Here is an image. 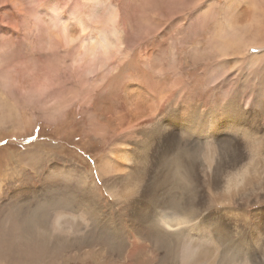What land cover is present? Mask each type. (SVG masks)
Listing matches in <instances>:
<instances>
[{
  "label": "bare ground",
  "instance_id": "bare-ground-1",
  "mask_svg": "<svg viewBox=\"0 0 264 264\" xmlns=\"http://www.w3.org/2000/svg\"><path fill=\"white\" fill-rule=\"evenodd\" d=\"M10 1L22 12L20 4ZM186 1L191 6L168 3L164 13L151 14L144 30L129 31L131 19L125 10L133 4L131 14L136 12L144 0H120L125 28L121 32L114 31L116 26L109 27L110 31L103 29L104 13L120 17L110 0H90L85 15L92 13V35L84 36L86 18L77 16L76 8L72 13L79 26L77 35L67 31V22L61 24L60 31H42L48 42H53L48 48L62 47V58L70 65L53 68L41 62L38 77L56 78L70 70L76 75L80 82L76 104L86 124L83 136L98 142L104 152L99 164L92 159L95 163L90 171L77 159V184L89 195V200L82 202V212L77 213L74 197L62 199L44 189H54L64 180L66 174L57 170H51L44 188L39 187L32 196L24 197L22 189L13 190L12 200L21 197L17 208L48 204L46 227L59 238L44 256V264L50 263L52 253L67 247L81 264H160V249L168 233L217 250L218 258L226 257L229 264H264V88L257 89L255 95L254 91L234 93L229 81L243 65H255L264 72V6H256L252 0H224L222 17L232 30L231 37L221 40L215 52L206 53L198 43L192 55L175 40L178 33L157 31L154 20L156 15L164 16L173 25V15L188 10V23L199 21L202 10L196 8L197 2ZM165 42L174 48L169 57L174 64L169 69L156 67L154 55ZM136 50V64L145 72V77L139 76L144 79L128 75L125 82L113 87V94L102 97L113 112L98 111L99 93ZM52 55L53 49L50 58ZM218 74L225 75L223 80L216 81ZM0 77L6 90L16 88L26 96L32 94L28 84L15 77ZM59 151L63 150L56 143L40 146L37 152L45 165L60 158ZM94 171L111 199L108 206L100 197H92L97 193V184L90 182ZM15 177L11 174L12 179L4 180L1 188L21 186L23 180ZM0 256L3 259L5 255ZM4 258H0L2 264H15L19 259Z\"/></svg>",
  "mask_w": 264,
  "mask_h": 264
},
{
  "label": "rangeland",
  "instance_id": "rangeland-1",
  "mask_svg": "<svg viewBox=\"0 0 264 264\" xmlns=\"http://www.w3.org/2000/svg\"><path fill=\"white\" fill-rule=\"evenodd\" d=\"M15 1L20 4L19 8L21 7L23 13L19 12L16 6L14 4L12 5L10 0H0V50L2 49L0 51V76H13L18 82H24L26 85L28 84V88L32 94L26 96L16 88L6 90L1 86L0 77V228L1 226L3 228L4 225L7 226L11 223V208L12 206L17 207V202H20L21 199V197L13 200L10 198L17 189L23 190L21 191L24 192V197L28 195L32 196L34 191L39 187H43L47 181L48 175L53 170L64 173L66 174L65 176L71 175L77 183L79 172H77L76 169H78V165H80L77 159L82 161V168L90 171L89 167L92 164L94 165L95 162L99 164L101 156L104 155V152H100L98 142H94L83 136L82 129L86 127V124L83 116L81 117L79 114V105L76 104V96L80 93V82L76 75H74L73 72L71 73L70 70V72L62 76L57 75L56 78L47 77L48 79L42 78L41 80L39 78V67H41V62H43L42 65L44 67L45 65H52L53 68H61L63 63H65L64 65H70L69 61L66 59L63 60L62 58L64 54L62 47H52L53 55L50 58L49 53L52 49L48 47L52 46L53 42H48L46 33L42 31H60L61 24L67 22V31L69 33L71 32L70 34L72 35H77L79 26L74 19L72 9L76 8L79 0ZM192 1L193 3L197 2L196 8L202 10L200 13L201 19L199 21L188 23V15L190 14L188 10L175 13L173 15L175 16L173 17V25L168 24L170 19L167 17L165 18L163 16L162 18L156 15L154 20L155 24L158 26L157 31H163V33L171 31V34L178 33L175 40L180 41L185 47V51H190L192 55L195 54L194 50L198 43L205 47L204 50L206 53L207 51L215 52L219 44H221V40L231 37L229 34L232 30H230L229 25L222 17L224 16L223 7L225 2L224 0ZM207 1L210 4H208ZM248 1L251 2V0ZM110 2L117 11L119 10L118 13L120 17H117V20L116 17L110 18L107 13H104V17L101 20L103 24L105 23L103 29L105 31H110L112 28L110 29L109 27L116 26L114 27V31H125L121 22L122 19H120L123 18V12L119 7L120 0H110ZM252 2L256 6H264V0H252ZM168 3L174 4V7H177L179 5L178 3L184 6H191L186 0H144L142 7H137L136 12L134 11V13L131 14L130 10L133 4H129L130 6L128 5L125 10L126 16L131 19L129 20L130 30H128H144L145 26L143 24L146 23L145 21H148L149 17L151 18L155 11L160 14L164 13ZM34 13L37 16H35ZM93 27L92 22L88 23L86 20L84 31L87 32L84 36L92 35L93 33L89 31H94ZM120 35L124 36L122 33ZM110 40L113 41V39ZM249 40L250 38L242 41L241 44H247ZM146 45L148 44L143 46L144 49ZM175 45L177 48H180L179 42H177V44L175 43ZM143 48L142 50H144ZM160 50L162 53L160 51L158 55H156L157 52L154 54L157 62L156 67L162 65L165 69H169V67L173 68L174 62L172 58H169L170 55L172 56L174 50L173 45H169L168 42L161 43ZM138 55V50H136V52L134 51L131 57L128 58V62H125L123 70L110 80L107 87L99 93L98 111L107 109V112H113L112 107L103 103L102 97L107 94H113L115 89L113 87L117 86L118 83L125 82L128 75L132 78L134 77V79L135 77H145L142 66L136 64ZM41 56L42 59L40 58ZM60 73L62 74V71ZM224 77L225 75L221 76V74H218L215 79L216 81H221ZM229 81L230 83L232 82L231 88L234 93H242L243 91V93L246 94L254 91L255 93H253L255 95L261 86L264 88V72L261 73V68L258 67L256 69L255 65L248 68L246 65H243L239 72ZM251 88H254V90H251ZM68 98L70 100L69 106ZM68 110L70 119L66 122L65 113ZM56 143L63 150L57 153V156L60 158H52V163L44 165L43 160L39 158L38 149H35V147L37 145L47 146ZM84 143L88 144L85 145V148L79 150L80 147L84 146ZM45 150L49 152L48 147ZM95 158L96 160H94V162L92 159ZM11 174L17 176L15 178H21L20 180H23L21 181L22 185H8L1 188L4 183L12 179ZM92 181L97 184V193L92 195V197L94 196L96 199L100 197L99 199H102V203L108 206L111 199L104 188L103 181L98 180L95 171L90 182ZM76 187L77 185L75 183L67 184L64 180H60V182L54 186V189L48 186L43 188L46 190L47 194L51 196L55 195L62 199L74 197L75 203L77 202L78 205V207H76L77 213H79V211L82 212L81 205H83L84 201L89 200V195L83 190L76 191ZM85 196L88 197L85 198ZM1 207L3 208L1 209ZM84 249V245L79 248L80 252H83ZM73 252L74 251L69 247H67V250L66 248H62L52 253L53 256L48 263L81 264L80 260H74ZM46 255H49V252H47ZM4 257L5 256H3V259H5ZM0 258L2 259L1 256Z\"/></svg>",
  "mask_w": 264,
  "mask_h": 264
},
{
  "label": "clouds",
  "instance_id": "clouds-1",
  "mask_svg": "<svg viewBox=\"0 0 264 264\" xmlns=\"http://www.w3.org/2000/svg\"><path fill=\"white\" fill-rule=\"evenodd\" d=\"M89 8L90 0H82V2L79 0L76 5V15H85V10ZM91 15V12L85 15L88 23ZM63 179L67 184L75 183L76 191L82 189L71 175ZM47 205L42 203L27 208L12 206L11 223L0 228V254L19 257L15 264H44V256L54 239L59 238L58 233H53L46 227ZM42 233L47 235L42 236ZM159 255L160 264H229L226 257L218 258L217 250H211L209 246L201 247L187 237L170 233Z\"/></svg>",
  "mask_w": 264,
  "mask_h": 264
},
{
  "label": "snow or ice",
  "instance_id": "snow-or-ice-1",
  "mask_svg": "<svg viewBox=\"0 0 264 264\" xmlns=\"http://www.w3.org/2000/svg\"><path fill=\"white\" fill-rule=\"evenodd\" d=\"M35 149H40V146H39V145H37V146L35 147ZM41 235H42V236H46V235H47V233H42Z\"/></svg>",
  "mask_w": 264,
  "mask_h": 264
}]
</instances>
